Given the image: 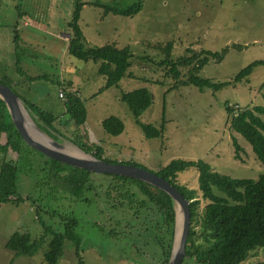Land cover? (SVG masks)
<instances>
[{
	"label": "rangeland",
	"instance_id": "1",
	"mask_svg": "<svg viewBox=\"0 0 264 264\" xmlns=\"http://www.w3.org/2000/svg\"><path fill=\"white\" fill-rule=\"evenodd\" d=\"M86 3L110 4L114 0H82ZM129 0H117L126 3ZM135 0H131L133 2ZM76 0H0V80L12 86L19 96L41 109L60 115L57 128L66 137L75 138L77 127L64 114V106L55 82L72 81L75 90H80L88 112L87 122L78 134L83 141L102 144L105 156L113 160L134 161L151 172H157L174 159L203 160L222 175L236 179L257 180L264 167L257 159L250 144L231 130L225 104L244 109L264 106V66H258L248 82L231 85L219 92H200L194 86H181L166 96L165 132L160 139L147 140L135 123L128 107L120 102L121 93L141 88L149 89L154 96L151 107L141 116L140 122L159 127L162 124L163 94L174 81L166 77L163 68L139 61L137 57H155L154 46L173 42V58L189 56L187 49L229 52L221 63L210 61L200 76L214 82H228L248 65L264 61V0H144L143 11L136 17L125 18L109 15L86 5L82 11L80 26L85 44L89 48L115 44L118 48L130 47L135 55L126 77L118 88L98 92L106 80L98 75L94 62H80L68 54L69 41L73 34L68 28ZM17 9L24 13L17 22ZM19 24L22 37L19 46L20 68L27 77L46 76L33 84L27 83L15 69L16 53L14 27ZM233 45L242 48L235 49ZM181 81L188 76V69L181 68ZM62 100H60V99ZM118 117L125 124V131L111 137L102 128V121ZM53 134V132L51 133ZM60 140H64L60 135ZM241 147L239 158L233 140ZM67 144L68 141L64 140ZM74 146V145H73ZM30 159L41 161L31 154ZM101 180L104 176L96 175ZM23 189L33 192L35 176L22 173ZM178 182L190 189L198 188V172L190 169L180 174ZM43 189H37L40 195ZM36 195V196H37ZM52 199V206L59 211L74 214L79 221L82 236V259L84 264H164V256L154 241L153 224H139L132 228L123 223L119 232L129 235L131 241L105 239L107 231L117 227V219L101 213L96 203L67 204ZM204 205V203H202ZM53 223H58L53 220ZM138 224V223H135ZM109 229L101 232L100 226ZM58 227V225H56ZM149 228L150 230H145ZM16 231L28 232L38 237L42 228L36 212L28 203L0 205V264H10L13 254L5 244ZM139 234H141L139 236ZM44 246L35 256L20 257L13 264H46ZM140 249V250H139ZM138 250V252H137ZM137 259L132 261L125 257ZM264 261V249L256 250L247 263ZM59 264H79L75 251L66 247ZM186 264H194L187 260Z\"/></svg>",
	"mask_w": 264,
	"mask_h": 264
},
{
	"label": "trees",
	"instance_id": "2",
	"mask_svg": "<svg viewBox=\"0 0 264 264\" xmlns=\"http://www.w3.org/2000/svg\"><path fill=\"white\" fill-rule=\"evenodd\" d=\"M86 5L102 10V20L109 15L132 18L143 11L144 0L133 2L129 0L126 3L114 0L110 4L99 1L86 3L82 0L75 2L72 19L68 24L73 34L69 41L68 54L80 62L92 61L98 65V75L106 80L105 86L98 92L101 94L105 90L118 88L126 77L131 76L130 69L135 55L130 47L121 49L115 44L96 48L86 46L80 26L82 11ZM17 10V22L20 23L19 21L23 20L25 15L19 9ZM17 22L13 32L17 58L14 66L19 75L31 85L47 77H27L19 67L18 50L22 37L18 33ZM233 48L242 47L233 45ZM154 49L158 53V60L150 56L137 57V59L163 68L166 77L174 81V85L163 94L162 124L156 127L140 122L141 116L154 102L153 93L149 89L141 88L132 92H123L119 97L120 102L128 107L135 123L147 140L160 139L165 132L166 96L170 92L181 86H194L200 92L207 89L216 93L228 86L248 82L254 70L258 66H264V61H256L242 69L233 80L214 82L202 78L200 73L210 61L221 63L228 54L229 48L221 52L206 50L194 52L187 49L190 55L177 59L173 58V42L159 44L154 46ZM181 68L188 69L185 81L180 80ZM0 82L10 87L19 96L10 84L1 80ZM54 84L58 86L59 91H64L65 101L59 99L63 103L64 114L68 115L77 127V133L75 138L66 137L57 128L60 115H54L35 104H29L19 96L42 130L58 141L60 139L57 136L60 135L84 152L105 162L147 169L134 161L125 162L106 157L102 144L83 141L84 137L78 132L85 126L88 112L80 90L73 91L75 87L72 81ZM225 110L231 130L241 135L250 144L264 167V106L240 109L230 107L229 103H226ZM101 125L105 133L111 137H118L125 131V124L118 117L111 116L103 120ZM233 143L236 158H239V152L242 149L236 139ZM31 154L39 155L41 161L30 159ZM190 169H196L198 172L197 189H190L178 182L179 175ZM22 173L37 178L33 192L23 189L25 182L28 181L20 180ZM153 173L168 181L189 202L191 228L187 242V255L183 264H186L188 259L194 264H248L247 261L253 252L264 249V173L257 180L236 179L214 171L211 165L203 160L184 159H174ZM96 175L104 177L98 180L94 177ZM37 189H43L40 195H37ZM58 198L57 203L60 205L64 200L72 206L79 203L91 206L96 203L100 206L101 213L111 214L112 219H117V227L107 231L109 229L101 225L100 231H107L105 239H113L112 241H134L133 231L129 232V235L119 232L121 230L119 227L123 223H127L131 228L144 223L153 224L154 241L163 252L164 264H168L175 236L176 211L174 201L167 193L133 178L92 173L65 165L38 153L22 139L5 103L0 99V205L28 203L36 212L37 220L42 228V233L38 237L21 231L11 235L5 244L6 250L13 254L10 264L20 257L32 258L44 246L47 247L44 253L46 264H59L67 246L74 249L79 264H84L83 238L78 232L80 221L72 213L59 211V205L52 206V199ZM53 220H57L58 223L54 224ZM144 229L150 230L145 227ZM125 258L137 260L130 256ZM255 264H264V261Z\"/></svg>",
	"mask_w": 264,
	"mask_h": 264
},
{
	"label": "water",
	"instance_id": "3",
	"mask_svg": "<svg viewBox=\"0 0 264 264\" xmlns=\"http://www.w3.org/2000/svg\"><path fill=\"white\" fill-rule=\"evenodd\" d=\"M0 99L5 103L11 120L22 139L38 153L65 165L92 173L133 178L167 193L173 199L176 211L175 236L168 264H183L187 255L191 213L189 202L179 190L148 169L122 163L111 164L84 152L72 142L68 141L70 144H67L65 141L56 140L38 126L23 100L10 87L1 82ZM69 145H74L80 154L71 153Z\"/></svg>",
	"mask_w": 264,
	"mask_h": 264
},
{
	"label": "bare ground",
	"instance_id": "4",
	"mask_svg": "<svg viewBox=\"0 0 264 264\" xmlns=\"http://www.w3.org/2000/svg\"><path fill=\"white\" fill-rule=\"evenodd\" d=\"M69 150H70L71 153L80 154L79 150L76 147L72 146V145H69Z\"/></svg>",
	"mask_w": 264,
	"mask_h": 264
},
{
	"label": "built area",
	"instance_id": "5",
	"mask_svg": "<svg viewBox=\"0 0 264 264\" xmlns=\"http://www.w3.org/2000/svg\"><path fill=\"white\" fill-rule=\"evenodd\" d=\"M74 91V90H73ZM59 96H60V98L63 100V101H65V95H64V91L63 90H60L59 91Z\"/></svg>",
	"mask_w": 264,
	"mask_h": 264
},
{
	"label": "crops",
	"instance_id": "6",
	"mask_svg": "<svg viewBox=\"0 0 264 264\" xmlns=\"http://www.w3.org/2000/svg\"><path fill=\"white\" fill-rule=\"evenodd\" d=\"M75 87V86H74ZM76 88H73V90H75Z\"/></svg>",
	"mask_w": 264,
	"mask_h": 264
}]
</instances>
